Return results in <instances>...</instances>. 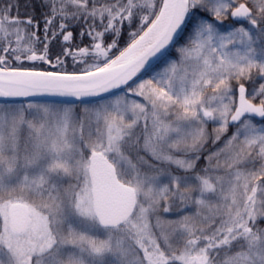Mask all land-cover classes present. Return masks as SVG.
I'll use <instances>...</instances> for the list:
<instances>
[{"label":"snow or ice","instance_id":"1","mask_svg":"<svg viewBox=\"0 0 264 264\" xmlns=\"http://www.w3.org/2000/svg\"><path fill=\"white\" fill-rule=\"evenodd\" d=\"M0 264H264V0H0Z\"/></svg>","mask_w":264,"mask_h":264},{"label":"water","instance_id":"2","mask_svg":"<svg viewBox=\"0 0 264 264\" xmlns=\"http://www.w3.org/2000/svg\"><path fill=\"white\" fill-rule=\"evenodd\" d=\"M134 79H137V78H134ZM23 99H25V98H19L17 102H19V100H23ZM27 99H30L32 101H51L52 102L54 100L63 99V98H54V97L44 96V97H35V98H27Z\"/></svg>","mask_w":264,"mask_h":264},{"label":"trees","instance_id":"3","mask_svg":"<svg viewBox=\"0 0 264 264\" xmlns=\"http://www.w3.org/2000/svg\"><path fill=\"white\" fill-rule=\"evenodd\" d=\"M31 65L25 64V67H30ZM43 67H48L47 65H44ZM136 99H140L139 97H136ZM34 103H49L51 101H32Z\"/></svg>","mask_w":264,"mask_h":264}]
</instances>
